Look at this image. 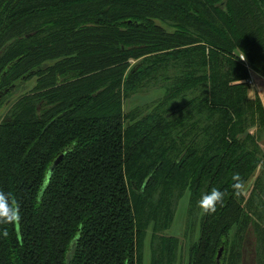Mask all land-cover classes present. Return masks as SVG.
I'll return each mask as SVG.
<instances>
[{
    "label": "trees",
    "instance_id": "obj_1",
    "mask_svg": "<svg viewBox=\"0 0 264 264\" xmlns=\"http://www.w3.org/2000/svg\"><path fill=\"white\" fill-rule=\"evenodd\" d=\"M250 71L264 78V0H0V106L36 82L0 122V191L21 217L0 225V264H146L149 232V264H176L180 206L185 264H264ZM152 88L164 97L124 111Z\"/></svg>",
    "mask_w": 264,
    "mask_h": 264
},
{
    "label": "rangeland",
    "instance_id": "obj_2",
    "mask_svg": "<svg viewBox=\"0 0 264 264\" xmlns=\"http://www.w3.org/2000/svg\"><path fill=\"white\" fill-rule=\"evenodd\" d=\"M136 63L137 62L133 61L132 66L136 65ZM35 84H36L35 80L32 82L30 81L29 84L26 83L25 89L18 90L15 93L13 98H11L8 102H6L4 106H0V122L3 121L5 116L9 113L11 105L23 94H26L29 91H31L33 87L35 86ZM255 96H256L255 93L251 91L250 97L253 99L255 98ZM163 97H164L163 90H159L157 88L146 89L143 92H140L136 96L132 97L130 100H125L124 101V111L126 112L129 110H132V108L134 109V107L135 108L141 107L140 109L143 112L145 111L144 109L147 106L153 105L155 102L161 100ZM194 223L195 224L192 228H195V227L197 228L199 226V223L197 224L195 221ZM187 224H188L187 219L185 218V208L184 206H180L178 210V218H177L176 224L174 223L172 230L168 232V234H171V235L179 234L180 236V251L178 254L176 264H185L188 258V251H189V245L191 244V239L195 237V232L193 231V229L191 231H188ZM197 239L198 238L196 237V240ZM146 244H147L146 250H145L146 264H149L151 232H149V236H148V240Z\"/></svg>",
    "mask_w": 264,
    "mask_h": 264
},
{
    "label": "clouds",
    "instance_id": "obj_3",
    "mask_svg": "<svg viewBox=\"0 0 264 264\" xmlns=\"http://www.w3.org/2000/svg\"><path fill=\"white\" fill-rule=\"evenodd\" d=\"M234 183V189H242L243 182L239 174H235L232 177ZM224 192L218 188H212L207 193L202 194L199 206L206 214H213L216 212L217 207L220 206L224 199ZM0 202L8 203L9 207L13 209V215L11 218L0 217V225H15L19 223L21 217L18 205H14L12 202V197L4 191H0ZM6 235V232L2 233Z\"/></svg>",
    "mask_w": 264,
    "mask_h": 264
},
{
    "label": "crops",
    "instance_id": "obj_4",
    "mask_svg": "<svg viewBox=\"0 0 264 264\" xmlns=\"http://www.w3.org/2000/svg\"><path fill=\"white\" fill-rule=\"evenodd\" d=\"M250 75L254 81V85L251 88V91L258 95L264 106V78L258 75L257 73L250 71Z\"/></svg>",
    "mask_w": 264,
    "mask_h": 264
},
{
    "label": "built area",
    "instance_id": "obj_5",
    "mask_svg": "<svg viewBox=\"0 0 264 264\" xmlns=\"http://www.w3.org/2000/svg\"><path fill=\"white\" fill-rule=\"evenodd\" d=\"M241 60H242L244 63H246V58H245L244 56H241ZM247 83H248L251 87H253V85H254V81H253V79H252V76H251L250 79L247 81Z\"/></svg>",
    "mask_w": 264,
    "mask_h": 264
},
{
    "label": "flooded vegetation",
    "instance_id": "obj_6",
    "mask_svg": "<svg viewBox=\"0 0 264 264\" xmlns=\"http://www.w3.org/2000/svg\"><path fill=\"white\" fill-rule=\"evenodd\" d=\"M34 81V80H33ZM32 82V81H31ZM28 84H29V82H28ZM26 86V85H25ZM25 86H23V88H21V89H25ZM18 90H20L19 88L18 89H16V87L15 88H13V91H15V93L18 91ZM15 95V94H14ZM14 95L11 97V98H13L14 97ZM10 98V99H11ZM2 99V98H1ZM1 99H0V101H1ZM10 99H8V101L10 100ZM7 101V102H8ZM5 105V104H4ZM4 105H2V106H4Z\"/></svg>",
    "mask_w": 264,
    "mask_h": 264
},
{
    "label": "water",
    "instance_id": "obj_7",
    "mask_svg": "<svg viewBox=\"0 0 264 264\" xmlns=\"http://www.w3.org/2000/svg\"><path fill=\"white\" fill-rule=\"evenodd\" d=\"M53 173V170L51 171V173L50 174H52ZM222 253H223V249H221L220 250V252H219V259L221 258V256H222Z\"/></svg>",
    "mask_w": 264,
    "mask_h": 264
}]
</instances>
